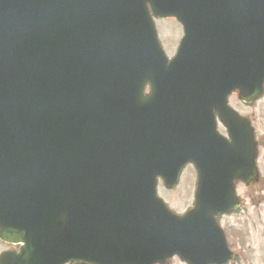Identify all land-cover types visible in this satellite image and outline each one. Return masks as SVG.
<instances>
[{
    "label": "water",
    "instance_id": "95a60500",
    "mask_svg": "<svg viewBox=\"0 0 264 264\" xmlns=\"http://www.w3.org/2000/svg\"><path fill=\"white\" fill-rule=\"evenodd\" d=\"M149 5L184 27L171 62ZM237 90L264 93V0H0V238L23 244L0 264H228L216 218L258 180ZM190 163L181 217L158 178Z\"/></svg>",
    "mask_w": 264,
    "mask_h": 264
},
{
    "label": "rangeland",
    "instance_id": "374dc122",
    "mask_svg": "<svg viewBox=\"0 0 264 264\" xmlns=\"http://www.w3.org/2000/svg\"><path fill=\"white\" fill-rule=\"evenodd\" d=\"M160 40L170 58L177 52V46L182 35L179 23L174 19L157 21ZM230 105L240 114L254 119V126L262 138L260 166L261 182L247 187L240 183L237 186V195L242 201L241 209L221 220L231 249L240 257L236 264H264V97L253 105L243 103L237 94L230 98ZM221 133L225 128L219 127ZM162 182V181H161ZM160 182L159 196L176 214L183 215L193 208L197 187V172L193 166L184 171L180 184L168 190ZM5 247L0 248V252ZM169 264H184L179 259Z\"/></svg>",
    "mask_w": 264,
    "mask_h": 264
},
{
    "label": "flooded vegetation",
    "instance_id": "af4514ba",
    "mask_svg": "<svg viewBox=\"0 0 264 264\" xmlns=\"http://www.w3.org/2000/svg\"><path fill=\"white\" fill-rule=\"evenodd\" d=\"M182 29V28H181ZM182 37H183V31H182V35H181V38H180V40H179V43H180V41L182 40ZM179 46V45H178ZM146 94H150V91H148V92H146ZM238 95V94H237ZM239 97V96H238ZM242 117H244V118H247V119H249L251 122H252V127L253 128H251L252 130H253V134H254V131H255V142H256V148H257V151H258V155H257V168H258V173H259V178H260V182H261V178H262V176H261V166H260V153H261V145H262V141H261V137L259 136V133L256 131V128H255V126H254V119L252 118V117H248V116H242ZM217 119H218V132L220 133V135L222 136V137H224V138H226L227 139V141H228V143H232V139H231V136H230V133H229V131L227 130V129H225L226 130V133H221V131H220V129H219V127L220 126H222L221 124H220V122H219V116L217 115ZM223 127V126H222ZM224 128V127H223ZM226 154V152H223L222 154H220V155H225ZM259 182V183H260ZM258 183V184H259ZM221 219H223V218H221ZM220 219V220H221ZM2 247H5L1 252H0V258H1V256H2V254H4L5 252H11V251H17V250H19L20 249V246H15V245H11V244H8V243H6V242H3L2 240H0V248H2ZM232 247H231V245H230V249H231ZM232 251H233V249H231ZM234 252V251H233ZM236 254V253H235ZM240 260V257L236 254V257H235V259L231 262V264H236L237 263V261H239Z\"/></svg>",
    "mask_w": 264,
    "mask_h": 264
}]
</instances>
